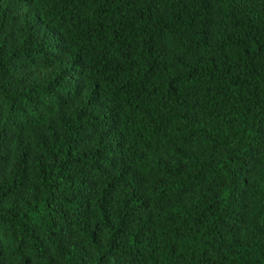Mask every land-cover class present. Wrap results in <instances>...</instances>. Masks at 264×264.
Here are the masks:
<instances>
[{
    "label": "trees",
    "instance_id": "trees-1",
    "mask_svg": "<svg viewBox=\"0 0 264 264\" xmlns=\"http://www.w3.org/2000/svg\"><path fill=\"white\" fill-rule=\"evenodd\" d=\"M0 264H264V0H0Z\"/></svg>",
    "mask_w": 264,
    "mask_h": 264
}]
</instances>
